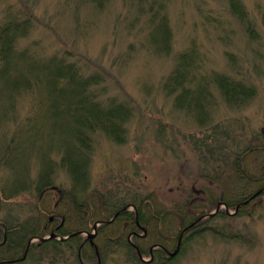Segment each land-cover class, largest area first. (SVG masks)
<instances>
[{
    "label": "rangeland",
    "instance_id": "1",
    "mask_svg": "<svg viewBox=\"0 0 264 264\" xmlns=\"http://www.w3.org/2000/svg\"><path fill=\"white\" fill-rule=\"evenodd\" d=\"M153 1L110 0L100 9L93 0H0V25L9 14L33 15V27L19 40V50L33 49L38 61L69 50L75 56L73 61L105 76L107 94L102 99L115 97L134 107L126 124L125 143H115L101 131L92 134V193L128 200L155 196L152 201L163 209L184 203L191 193L193 200L206 198L204 204H209L208 192L225 203L256 193L259 185L243 187L246 181L238 180L234 166L237 154L242 156L249 146L264 144V0H239L255 27V39L232 12L229 0H156L162 6L159 14L167 17L172 32L167 54L149 44L156 26L149 21ZM193 44L206 57L203 73L231 76L256 90L255 98L246 105L233 107L210 85L212 119L203 127L176 109L175 98L164 91L177 57ZM37 94L23 92L11 98L0 94V196L4 191L11 198L10 192L19 184L28 187L17 197L0 199V221L8 225L27 219L37 207L51 210L57 204L59 188L71 186L69 174L58 165L63 156L58 146L67 140L69 130L64 121L66 110L60 109L64 99L57 96L51 103L62 114L55 119L52 113L47 111L45 116L44 110L33 108ZM33 118L38 122L28 128ZM11 141L19 146L8 154ZM254 153L251 155L257 156ZM258 158L248 159L246 164L241 160L244 171L254 179L261 175L262 157ZM46 159L55 163V190L38 199L34 185ZM229 213L234 214L235 207ZM245 213L214 223L247 235L250 244L207 235L185 246L173 264H264V196L250 203ZM97 221L89 225L91 231ZM115 251L105 264H125L131 256L122 249Z\"/></svg>",
    "mask_w": 264,
    "mask_h": 264
},
{
    "label": "trees",
    "instance_id": "2",
    "mask_svg": "<svg viewBox=\"0 0 264 264\" xmlns=\"http://www.w3.org/2000/svg\"><path fill=\"white\" fill-rule=\"evenodd\" d=\"M110 0H93V3L103 9ZM232 12L238 19L247 25V31L255 39L256 30L244 11L239 0H229ZM156 6V8H155ZM160 6L154 0L150 6V23L156 25L149 35V44L158 52L165 54L171 51L172 32L166 16H160ZM33 15L23 14V17L9 14L6 22L0 25V94L11 98L23 92H37L34 109L52 113L55 119H61L56 105L51 104L55 97L61 96L64 100L60 109L66 110L65 120L69 127L67 140L59 143L58 149L63 152L59 169H65L70 176L69 189L59 188L57 204L51 210L35 209V214L25 220L8 225L0 221V262L21 259L32 238H45L52 233L59 237H69L60 241L51 239L45 242L33 243L28 251L25 262L21 264H94L100 260L105 264L109 256L122 249L131 254L125 264H144L138 257L137 250L143 257H151L150 250L154 245L162 248L153 251L152 264H173L178 257L169 258L166 251H171L184 228L197 222L198 219L209 214L218 199L212 192L206 198L196 200L193 193L188 195L185 202L176 204L173 208L163 209L151 196L141 198L132 196V200L122 197L116 198L93 191L89 177L92 154L94 152L92 134L101 131L115 143L123 144L126 141V124L135 113L134 107L115 97H107L106 79L101 73L90 72L89 66L79 61H73L74 54L69 50L59 52L47 61L35 60V51L30 48L19 50V40L26 38L33 27ZM232 59V57L230 58ZM82 61V60H81ZM88 62V61H87ZM206 62L204 52L193 44L190 49L177 57L175 68L164 83V91L175 99L176 109L192 116L199 125L204 126L211 119V94L209 87L213 85L231 106H241L255 96V89L243 81L234 80L231 76L219 73H203ZM87 64V63H86ZM88 67V68H87ZM45 113V114H44ZM37 118V116H36ZM30 119L27 127L31 128L38 120ZM43 120V118L39 119ZM24 129V128H22ZM21 129V130H22ZM21 130L19 134H21ZM20 142V141H19ZM19 143L11 141L7 153L15 150ZM259 150L249 149L247 153L255 154ZM238 155L235 169L240 180H247L246 187L259 185L258 191L264 189V169L258 178H246L243 156ZM241 162V163H240ZM42 171L34 191L38 199L49 191L54 192L55 163L49 159L42 161ZM264 168V165H263ZM251 175V174H250ZM260 183V184H259ZM24 184L16 185L10 192V197L18 196L28 188ZM12 193V194H11ZM255 194V193H253ZM253 194L241 195L235 202H227L229 208L237 207L248 201ZM261 196H264L262 194ZM1 192V200H10ZM131 202V203H128ZM47 203V202H46ZM129 205L136 207L134 211H124ZM183 205V208L180 206ZM246 207L239 210L238 216L247 215ZM116 219L98 229L97 236L91 242L79 232H88L89 225L95 220ZM53 216V221L49 216ZM228 216L219 212L215 217L197 223L183 238L182 250L185 246L201 240L207 235L227 242L251 243L250 237L241 233H232L214 223V220H225ZM145 228L147 235L133 237L132 246L128 242L131 233L141 234ZM168 231L171 235L164 234ZM177 231L176 233H172ZM181 250V252H182ZM99 261V262H98Z\"/></svg>",
    "mask_w": 264,
    "mask_h": 264
},
{
    "label": "water",
    "instance_id": "3",
    "mask_svg": "<svg viewBox=\"0 0 264 264\" xmlns=\"http://www.w3.org/2000/svg\"><path fill=\"white\" fill-rule=\"evenodd\" d=\"M220 207H221V205H219L218 207H217V212L220 210ZM226 210H228L227 208H226ZM214 214H211V215H209V217H212ZM204 219V217L203 218H201V220H203ZM99 225H103V224H105V222H99L98 223ZM97 224V225H98ZM97 225H95V229L97 228ZM192 226H190L189 228H186L183 232H182V234L180 235V237H179V240H178V244H177V247H176V250L173 252V253H171L170 254V257L172 258V257H175L177 254H178V252H179V250H180V247H181V243H182V238H183V235L191 228ZM51 239L53 238H56L54 235H52L51 237H50ZM50 238H48V239H50ZM90 238L92 239L93 238V236L91 235L90 236ZM47 239V240H48ZM44 240H46V239H43V241ZM63 240H66L65 238L63 239ZM32 243V241L29 243V246H28V248L30 247V244ZM27 252L28 251H26V254H25V256L23 257V259L22 260H18V261H16V262H20V261H24L25 259H26V257H27ZM140 258H141V260L143 261V262H148V261H145V260H143V258H142V256L140 255ZM12 263H14V262H3V264H12Z\"/></svg>",
    "mask_w": 264,
    "mask_h": 264
}]
</instances>
